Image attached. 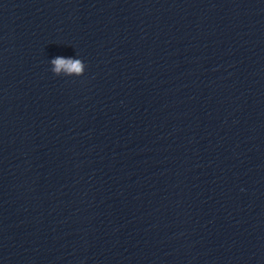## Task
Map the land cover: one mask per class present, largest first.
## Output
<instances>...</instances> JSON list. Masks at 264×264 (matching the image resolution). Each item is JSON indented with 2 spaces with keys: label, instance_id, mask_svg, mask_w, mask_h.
<instances>
[{
  "label": "clouds",
  "instance_id": "clouds-1",
  "mask_svg": "<svg viewBox=\"0 0 264 264\" xmlns=\"http://www.w3.org/2000/svg\"><path fill=\"white\" fill-rule=\"evenodd\" d=\"M52 63L55 65V71L59 73L61 69H67L69 72L74 73H81L82 71V63L79 60H71V59H65L62 57H58L52 61Z\"/></svg>",
  "mask_w": 264,
  "mask_h": 264
}]
</instances>
